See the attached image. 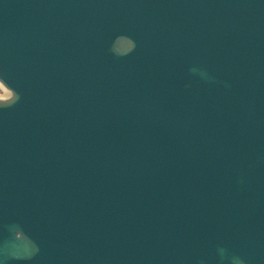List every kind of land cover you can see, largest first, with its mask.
<instances>
[{
  "label": "water",
  "instance_id": "1",
  "mask_svg": "<svg viewBox=\"0 0 264 264\" xmlns=\"http://www.w3.org/2000/svg\"><path fill=\"white\" fill-rule=\"evenodd\" d=\"M0 264H264V0H0Z\"/></svg>",
  "mask_w": 264,
  "mask_h": 264
},
{
  "label": "rangeland",
  "instance_id": "2",
  "mask_svg": "<svg viewBox=\"0 0 264 264\" xmlns=\"http://www.w3.org/2000/svg\"><path fill=\"white\" fill-rule=\"evenodd\" d=\"M7 89L0 83V96H5Z\"/></svg>",
  "mask_w": 264,
  "mask_h": 264
},
{
  "label": "bare ground",
  "instance_id": "3",
  "mask_svg": "<svg viewBox=\"0 0 264 264\" xmlns=\"http://www.w3.org/2000/svg\"><path fill=\"white\" fill-rule=\"evenodd\" d=\"M10 95H11L10 91L7 90L5 96H6V97H10Z\"/></svg>",
  "mask_w": 264,
  "mask_h": 264
}]
</instances>
